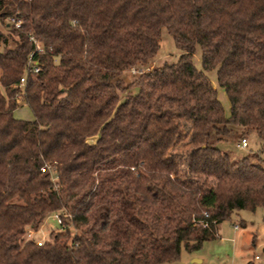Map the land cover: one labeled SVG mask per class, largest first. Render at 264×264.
<instances>
[{
    "label": "trees",
    "instance_id": "obj_1",
    "mask_svg": "<svg viewBox=\"0 0 264 264\" xmlns=\"http://www.w3.org/2000/svg\"><path fill=\"white\" fill-rule=\"evenodd\" d=\"M261 206L264 0H0V264H171Z\"/></svg>",
    "mask_w": 264,
    "mask_h": 264
},
{
    "label": "rangeland",
    "instance_id": "obj_2",
    "mask_svg": "<svg viewBox=\"0 0 264 264\" xmlns=\"http://www.w3.org/2000/svg\"><path fill=\"white\" fill-rule=\"evenodd\" d=\"M179 54L180 51L176 49L172 38L163 31L160 50L158 55L153 58L151 67L159 66L164 62H175ZM192 62L197 69L201 70L199 49L193 54ZM136 76L138 75L133 72H126L124 74L125 82L127 84L131 83ZM208 77L213 84L217 85L215 70L208 72ZM132 93L135 94L136 89H133ZM219 99L220 102H224L225 113L229 114L230 105L228 99L220 88ZM14 117L20 120L33 119L32 113L22 102H20L18 109L15 110ZM259 142L254 135H250L247 138V147L240 148L239 146V148L242 153H250L259 148ZM223 148L232 150V145L227 144ZM241 222L244 225H241ZM60 231L56 221L49 217L43 222L37 232H27L26 239L45 242L49 239L50 233H58ZM218 236L217 239L205 241L201 248L196 251L187 252L182 249L178 261L171 264H264V207H258L253 212L242 210L232 214L228 220L220 224Z\"/></svg>",
    "mask_w": 264,
    "mask_h": 264
},
{
    "label": "built area",
    "instance_id": "obj_3",
    "mask_svg": "<svg viewBox=\"0 0 264 264\" xmlns=\"http://www.w3.org/2000/svg\"><path fill=\"white\" fill-rule=\"evenodd\" d=\"M15 27H18V23H15ZM33 73H37L38 72V68L37 67H33L32 69ZM20 83L23 84L24 83V77L20 79ZM240 148H246L247 147V141L245 139L241 140L240 144H239ZM57 223L58 226H61V217L57 214H54L51 216ZM30 230H28L29 232ZM32 232V231H30ZM44 242L42 241H36L37 245H42Z\"/></svg>",
    "mask_w": 264,
    "mask_h": 264
},
{
    "label": "crops",
    "instance_id": "obj_4",
    "mask_svg": "<svg viewBox=\"0 0 264 264\" xmlns=\"http://www.w3.org/2000/svg\"><path fill=\"white\" fill-rule=\"evenodd\" d=\"M215 86L217 87V90H218V99H219V88H218V86L216 84H215ZM221 104L223 105V108H224V102L223 103L221 102Z\"/></svg>",
    "mask_w": 264,
    "mask_h": 264
}]
</instances>
